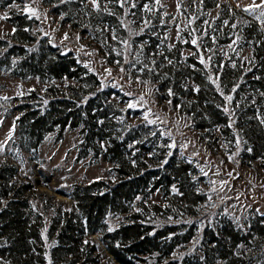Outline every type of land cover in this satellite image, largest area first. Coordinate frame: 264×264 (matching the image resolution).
<instances>
[{
    "label": "trees",
    "instance_id": "16d2710c",
    "mask_svg": "<svg viewBox=\"0 0 264 264\" xmlns=\"http://www.w3.org/2000/svg\"><path fill=\"white\" fill-rule=\"evenodd\" d=\"M98 2L107 10L93 13L109 33L115 29L122 32L116 18L120 13L130 17L137 28L143 21L142 14L150 8L144 3L152 0ZM6 3L0 0V8ZM198 8L201 16L194 14L196 25L216 10L207 18L208 26H198V35L205 29L200 48L208 49L210 41L220 46L236 44L238 50H248V58L232 55L231 59H212L210 69L217 77V89L209 82L189 35L182 44L175 43L169 49L166 43L163 45L173 57L155 65L163 68L154 67L153 79L160 83L164 98L189 115L195 129L215 132L229 150L238 136L240 157L248 164L257 161L264 167V32L253 21L237 20V11L219 0H199L195 5L188 3L186 10L184 6L180 9L186 13ZM160 15L161 9H157L154 25L166 28V16ZM5 20L12 26L13 42L0 40V45H5L0 65L3 63L8 74L21 80L65 81L62 88L51 85L46 89L49 93L44 106L35 108L27 102L17 105L11 146L35 160L46 134L57 142L65 130L76 129V159L109 163V173L115 179L111 183L94 180L73 184L67 192L58 191L69 199V207L53 203L55 208L45 230L52 244L46 248L41 236L42 215L28 201L32 183L18 175L15 164L1 160L0 264H248L245 250L259 251L264 245V216L256 214L250 217L247 234L228 215L220 216L216 229L203 233L200 257L191 255L181 262L170 258L175 248L191 239L196 228L153 224L151 220L196 214L204 199L199 189L203 178L196 167L171 149L154 125L129 122L140 112L126 108L127 97L102 85L70 52L51 46L45 38L30 47L35 40L31 29L36 21L13 10ZM148 37L141 34L134 40L143 42ZM143 44L148 50L153 43L146 40ZM183 49L190 53L182 56ZM30 95L34 97L35 93ZM225 96L231 97L232 126L224 112ZM156 191L162 204L147 201ZM115 214L125 216L109 229L106 218ZM90 234L97 240L90 239ZM98 242L108 256L107 263L100 261ZM255 264H264V250L263 259Z\"/></svg>",
    "mask_w": 264,
    "mask_h": 264
},
{
    "label": "rangeland",
    "instance_id": "374dc122",
    "mask_svg": "<svg viewBox=\"0 0 264 264\" xmlns=\"http://www.w3.org/2000/svg\"><path fill=\"white\" fill-rule=\"evenodd\" d=\"M6 3L0 8V40L12 43V26L5 20L9 10L21 12L32 18L35 47L39 40L45 38L49 44L64 52H70L86 69L94 73L102 85L119 90L127 97L126 108L136 109L139 115L131 117L129 122L136 120L154 125L165 137L171 149L191 162L198 171L199 189L204 199L198 204L196 214L192 216L167 217L152 219L153 224L190 225L195 226L191 239L174 249L170 258L181 262L184 257L201 256L202 237L207 229H216L217 220L228 215L236 223L240 231L247 234L249 220L254 214L264 216V167L259 162L246 163L240 157L241 142L236 136L234 148L223 143L215 132L195 129L189 115L178 111L170 99L164 98L160 91V83L154 81V67L160 60L173 57L167 49L175 43L182 44L190 35V42L198 51V60L207 72L209 82L218 88L217 77L210 69L211 60L231 59L232 55H240L247 59V49L238 50L236 44L216 45L210 41L208 49L200 48L201 35L196 34L198 26H208L207 18L213 17L216 10H211L199 24H194L198 11L180 9L188 3L196 4L199 0H152L144 3L146 11L142 14L143 21L136 28L130 17L119 14L117 21L119 30L108 33L106 26L98 21L93 13L95 10H107L98 0H1ZM230 9L237 11L235 18L243 22L253 21L264 32V0H219ZM261 5L258 8L251 7ZM157 9H161V17L166 16V28L154 25ZM247 9V10H246ZM80 12V13H79ZM83 13V14H82ZM160 18V17H159ZM145 30V31H144ZM185 31V32H184ZM191 31V33L189 32ZM149 36V49L146 50L142 41L134 40L135 36ZM166 43V48L163 45ZM5 45H0V54ZM153 46V47H152ZM25 48V46H24ZM190 53L183 49L181 55ZM213 57V58H212ZM3 63L0 65V161L9 160L16 165L18 175L32 183L28 192V201L39 211L43 218L41 236L46 248L52 242L46 239L45 230L55 208L54 202L62 208L69 207V199L58 193L67 192L73 184H86L94 180L114 181V174L109 173L110 164L98 160L91 163L87 158L76 159V145L79 135L76 129L65 130L59 141L54 142L51 134H46L38 146L36 159L11 146L15 137L14 120L18 114L17 105L27 102L38 108L45 105L48 93L46 89L54 85L62 88L65 84L57 80H38L29 78L21 80L8 74ZM34 92L35 96L30 93ZM31 96V97H30ZM224 112L229 117V125H233L229 108V99L225 96ZM162 204L160 192H153L147 200ZM124 214L109 215L106 223L109 229L123 221ZM97 240L95 234L88 236ZM100 251L102 244L98 242ZM263 250L246 249V263L255 264L263 259ZM108 256L100 252L101 263H107ZM48 262V253H46ZM192 260V259H191ZM111 263V262H108ZM143 264V263H141Z\"/></svg>",
    "mask_w": 264,
    "mask_h": 264
},
{
    "label": "snow or ice",
    "instance_id": "6c2138e0",
    "mask_svg": "<svg viewBox=\"0 0 264 264\" xmlns=\"http://www.w3.org/2000/svg\"><path fill=\"white\" fill-rule=\"evenodd\" d=\"M93 3L95 4L96 3V0H93ZM261 5H258V4H254V5H252L251 7H254V8H258V7H260ZM247 10V9H246ZM225 23H227L226 21H225ZM193 43H195V41H192ZM201 63H203V59L201 60ZM228 99H231V97H228ZM262 122H264V121H262Z\"/></svg>",
    "mask_w": 264,
    "mask_h": 264
}]
</instances>
